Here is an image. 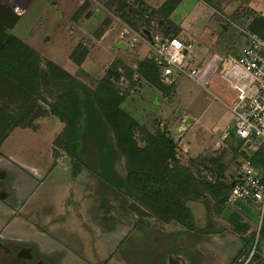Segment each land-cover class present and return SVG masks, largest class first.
Listing matches in <instances>:
<instances>
[{
	"label": "rangeland",
	"instance_id": "1",
	"mask_svg": "<svg viewBox=\"0 0 264 264\" xmlns=\"http://www.w3.org/2000/svg\"><path fill=\"white\" fill-rule=\"evenodd\" d=\"M119 1L120 6L106 4L105 9L102 0H82L86 5L78 9L72 25L76 30L81 25L90 34L87 45L91 50L102 46L105 31L113 28L119 33L125 25L136 31L150 29L163 36L175 34V27L161 12L146 7L140 0ZM0 3L8 8L10 16L9 21L1 23L12 34L24 14L17 7L29 9L36 0ZM125 3L131 6L128 15L124 14L127 9H120ZM171 3L172 0L164 11ZM199 7L205 42L215 44L213 50H220L224 56L221 59L215 52L208 54L207 60L212 58L222 65L209 84L183 78L168 88L156 76L155 82H142L134 93H117L121 98L119 108L136 123L138 146L149 149L155 139L162 137L172 138L177 145V160L166 159L156 174L163 171L174 179L173 183L177 182L173 186L165 181L169 186L160 193L163 202L148 192L116 195L99 178L95 148H91L92 155L88 148L80 166H74L71 157L55 144L65 124L51 112L52 104L65 86L78 80H43L31 98L6 90L7 97L0 100L6 113L1 116L19 117L33 100L46 112L35 117L32 126L15 127L0 146V241L18 249L20 254L22 250L27 252L18 258V264H264V214L249 203L230 204L227 195L230 178L236 172L234 161L244 157L234 148L235 119L227 107L235 93L220 75L228 61L237 59L243 36L234 25L224 31L220 22L211 21L212 9ZM219 8L226 16V25L233 19L240 26L249 25L264 34V0H221ZM40 12L38 8V17L47 14L48 9ZM21 31L28 29L22 26ZM33 31L36 36V27ZM88 34L85 32L84 36ZM140 50L135 49L121 64L126 68L134 66L147 56ZM120 58H125L124 52H120ZM118 73L112 69L108 73L96 70L83 81L95 91ZM161 99L165 103L159 107L155 100ZM186 101L202 117L195 130L198 133L200 128L195 145L203 148L196 155L191 148L184 150L185 132H179L184 130L182 126L187 127L184 119H190L185 118ZM0 125H4L3 121ZM229 129L230 136L222 138ZM215 138L220 139L216 150ZM251 148H255L254 143ZM148 166L147 159L144 167ZM262 167L264 172V161ZM127 168V159L117 158L115 171L123 179Z\"/></svg>",
	"mask_w": 264,
	"mask_h": 264
},
{
	"label": "trees",
	"instance_id": "2",
	"mask_svg": "<svg viewBox=\"0 0 264 264\" xmlns=\"http://www.w3.org/2000/svg\"><path fill=\"white\" fill-rule=\"evenodd\" d=\"M174 2L177 0L172 3ZM126 8L131 6L125 3L121 7L123 11ZM9 19L8 8L0 3V100L7 97L6 90L31 98L33 93L38 92L43 80L63 82L73 79L54 63L44 61L38 52L16 36L8 34L1 22L4 20L6 23ZM251 29L264 37L263 33L252 26ZM138 71L142 82H155L157 76L161 83L157 65L151 58L138 61ZM110 82L109 78L108 83L95 91L80 81L64 87L51 107V112L65 124L55 144L71 157L74 166H80L88 148H95L94 162L99 178L116 195L148 192L149 196L157 195L156 200L163 202L160 193L169 186L165 181L173 186L177 182L173 183L174 179L166 176L163 171L156 174L166 159L177 160V145L172 138L162 137L155 139V145L149 149L138 146L134 132L136 123L119 108L121 98ZM25 109L19 117L13 115V119L0 115V122L4 123L2 127L0 125L3 130L0 131V146L15 127L32 126L35 117L46 113L36 100ZM2 112L6 113L4 104L0 106V113ZM93 151L91 149L90 154H94ZM119 157H125L128 161L125 179L115 171V163ZM147 159L149 166L145 168Z\"/></svg>",
	"mask_w": 264,
	"mask_h": 264
},
{
	"label": "built area",
	"instance_id": "3",
	"mask_svg": "<svg viewBox=\"0 0 264 264\" xmlns=\"http://www.w3.org/2000/svg\"><path fill=\"white\" fill-rule=\"evenodd\" d=\"M17 8L21 14L25 12ZM124 14L128 15L129 9ZM229 22L240 30L245 38V46L238 58L222 70L221 76L236 92L231 105L235 119V139L240 142L241 147L247 141H250V146L246 148L248 157L239 161V172L230 180L228 202L233 205L249 203L264 214V174L257 161L264 156V37L249 25L240 26L233 19H229ZM147 31L154 32L146 28L136 31L130 26L122 32L121 36L127 37L125 58L116 60L114 67L110 66L115 73L119 72L110 80L120 96L134 93L142 83L138 63L130 68L121 64L122 60L131 57L135 49L140 48L139 52L147 55L143 58L149 57L157 65L163 85L173 86L183 78L206 84L204 78L208 73L207 69L203 67L191 43L178 36L164 37L156 33L149 37ZM129 71L132 74H128ZM230 133L231 129L227 134ZM253 143L255 148L252 149Z\"/></svg>",
	"mask_w": 264,
	"mask_h": 264
},
{
	"label": "crops",
	"instance_id": "4",
	"mask_svg": "<svg viewBox=\"0 0 264 264\" xmlns=\"http://www.w3.org/2000/svg\"><path fill=\"white\" fill-rule=\"evenodd\" d=\"M77 2L78 0H36V4H33L29 9L25 10L24 14L16 24L18 26L15 27V31L12 34L29 45L31 48L36 50V52L40 54L44 61L54 63L69 75H71L73 78L84 83L83 78H88L90 72H95L96 70L100 71L102 69L103 71L108 73L110 68L114 67L116 63L115 61L120 59V52L126 51V49H124L125 47L118 46H123L126 43L127 37L123 38L121 35L124 29L128 27V25H125L124 28H121L119 33L114 32L113 28L105 31L104 35L101 37L102 46L98 47L96 51L91 50V48L89 47L90 44L87 45L88 42H91V40H89L90 37H88L90 34H88L83 26L76 25L79 28L78 30H76L74 25H72V19L74 15L77 14L78 9H80L82 5H86V3H83L82 0H79L78 3ZM124 2L129 3L134 2V0H124ZM140 2L143 3V5H146V7L148 8L154 9L157 12H161L166 21L172 23V25L175 27L174 35L180 37L183 41L191 43L193 45L195 54L201 60L203 67L207 69L208 73L204 79L206 84H209L211 79L217 74L216 69H220L222 65L219 66V64L212 60V58L211 60H207L208 54L211 52H215L213 50L215 44L209 45L203 38L204 27L200 24L201 20L203 19V15L201 14L202 11L199 10V6H206L212 9L214 11V14L212 15L211 21L216 19L218 22H220V25L222 26L224 31H227L229 27L232 26V24H230L229 21V25H226V23H224V19L226 16L223 15L219 8V2H221V0H177V2H174V4L171 3V6L168 7L169 9L165 11L164 9L167 7L170 0H140ZM75 4H78V6H76ZM106 4L115 8L118 7V5L120 6V1L102 0L101 6L104 7V5ZM38 8H41V12L43 8L48 9L47 14H43L41 17L39 14L38 17ZM48 25L50 26L48 27ZM22 26L24 29L27 28L28 32L21 31ZM34 27H36V36H34ZM85 32L86 34H88L87 37L84 36ZM155 33L158 34V32L156 31ZM241 39L243 40V45L236 58H238L245 46V38L242 37ZM30 40L35 41V44L31 43ZM104 43H108V46H106ZM112 46L114 49L112 48ZM198 46L199 48H197ZM203 46L207 48L205 50H201L200 48H202ZM79 48L81 49L76 52V50ZM231 49L232 48H230V50ZM214 54L219 55L221 59L224 58L223 53H220V50L215 52ZM234 61L235 60L228 61V63L224 68H222V70L228 67ZM193 81L197 82V84L199 83L196 80ZM179 83L181 82L179 81L177 84ZM199 84L203 85L201 83ZM175 85L170 87H174ZM165 87L170 88L169 86ZM206 89L208 90V88ZM233 91L235 93L234 96L229 99V102H227V107L229 109V112L231 113L232 118L233 113L231 110V105L236 97V92L234 89ZM215 96L218 97L217 95ZM155 103L158 104L159 107H162L165 103V100H155ZM184 107L186 108L185 118H190V120H185L183 117L187 127L182 126L184 130L180 131L179 129V132H185L183 134L184 150H189V148H191L192 153L196 155L199 154V152H201V149L203 148L202 147L201 149H199L195 145L196 134H200V128L198 130V133L195 130L198 129L197 126L201 123L202 117L198 111L193 110L189 106L187 101ZM190 122L191 125L189 124ZM229 136L230 135H228L227 133H224L222 138H227ZM210 141H208V143ZM214 141L215 144H217H214V150H216V146H218L217 142H219L220 139L215 138ZM240 160L241 159H235L234 161L236 166L235 174L239 172L238 162ZM257 161L259 167L261 166V170H259L262 172V174H264V172L262 171L264 156L258 158ZM235 174L233 176H235ZM233 178L234 177L230 179ZM227 195H229V193Z\"/></svg>",
	"mask_w": 264,
	"mask_h": 264
},
{
	"label": "flooded vegetation",
	"instance_id": "5",
	"mask_svg": "<svg viewBox=\"0 0 264 264\" xmlns=\"http://www.w3.org/2000/svg\"><path fill=\"white\" fill-rule=\"evenodd\" d=\"M1 237L6 238L4 237V235H2ZM18 252V249L10 248L8 245H6L5 242L0 241V264H18V258L22 254L25 256L27 255V252L25 250H22L21 254L20 252Z\"/></svg>",
	"mask_w": 264,
	"mask_h": 264
},
{
	"label": "water",
	"instance_id": "6",
	"mask_svg": "<svg viewBox=\"0 0 264 264\" xmlns=\"http://www.w3.org/2000/svg\"><path fill=\"white\" fill-rule=\"evenodd\" d=\"M147 33H148L149 37H151V36H155V35H156L155 32H152V33H151L150 31H147ZM119 47H126V44H124L123 46L120 45ZM189 120H190V119H189ZM249 146H250V141H247V142L245 143L244 147H241L239 141H237V140L234 141V148H235V149H238V150L240 151V153L242 154L243 157H248V153H247L246 148H248ZM238 164H239V166L241 165L240 162H238Z\"/></svg>",
	"mask_w": 264,
	"mask_h": 264
}]
</instances>
